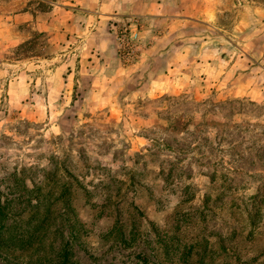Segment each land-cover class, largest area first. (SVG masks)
I'll list each match as a JSON object with an SVG mask.
<instances>
[{"label": "rangeland", "instance_id": "374dc122", "mask_svg": "<svg viewBox=\"0 0 264 264\" xmlns=\"http://www.w3.org/2000/svg\"><path fill=\"white\" fill-rule=\"evenodd\" d=\"M0 191V264H264V0H0Z\"/></svg>", "mask_w": 264, "mask_h": 264}, {"label": "trees", "instance_id": "16d2710c", "mask_svg": "<svg viewBox=\"0 0 264 264\" xmlns=\"http://www.w3.org/2000/svg\"><path fill=\"white\" fill-rule=\"evenodd\" d=\"M2 195L3 193L0 191V252L8 255L14 248H17L16 251L20 250L23 253L29 252L33 249L36 253L40 252L42 248V241L44 239V236L43 238L41 237L42 232L46 233L47 230L51 229V224H48L49 218L46 217L39 223L37 229L29 231L25 234V230H23L22 227L8 225V221L12 219L14 212L11 209V200H9L8 197H3ZM19 200L23 201L22 197H20ZM27 202L30 204L32 201L31 199H28ZM19 212H17V214H19ZM36 244H38L37 248H35ZM192 250L193 246L189 247L187 251L188 255ZM70 256V242L68 241L58 252L59 261H57L56 264H73L70 261ZM142 260L146 262L145 258ZM42 262V258H40L37 261V264H43ZM50 264L52 263L50 262Z\"/></svg>", "mask_w": 264, "mask_h": 264}]
</instances>
